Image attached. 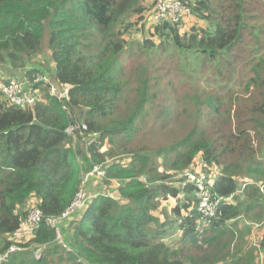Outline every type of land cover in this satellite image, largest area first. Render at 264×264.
Returning a JSON list of instances; mask_svg holds the SVG:
<instances>
[{
	"label": "trees",
	"instance_id": "trees-1",
	"mask_svg": "<svg viewBox=\"0 0 264 264\" xmlns=\"http://www.w3.org/2000/svg\"><path fill=\"white\" fill-rule=\"evenodd\" d=\"M154 1L0 0V81L41 98L21 106L0 92V256L14 244L22 249L4 264H187L168 244L172 231L204 249L245 212L264 221L260 186L246 184L243 201H234L242 179L264 183V163L248 155L249 119L237 120L234 109L248 92L251 100L264 95V0H178L193 15L179 23L154 21ZM247 38L253 46L240 54ZM45 55L51 70L37 60ZM208 73L223 84L202 100L191 78ZM40 75L70 89L69 109L88 127L77 148L66 134L68 114ZM206 109L214 125L202 122ZM252 113L261 150L264 99ZM121 156L127 165L114 160ZM96 166L104 172L96 177L101 192L88 193L85 207L60 221L63 246L46 219L69 210ZM203 170L221 200L212 218L198 211L196 187L185 176ZM35 209L43 220L33 239L15 243ZM228 233L217 254L193 264H230V256L232 264H264V237L244 249L240 234L231 252L236 236Z\"/></svg>",
	"mask_w": 264,
	"mask_h": 264
},
{
	"label": "rangeland",
	"instance_id": "rangeland-1",
	"mask_svg": "<svg viewBox=\"0 0 264 264\" xmlns=\"http://www.w3.org/2000/svg\"><path fill=\"white\" fill-rule=\"evenodd\" d=\"M194 22L195 21L193 19V23ZM246 40H247V42L245 44H242L241 46H239L240 47V49H239L240 54H243L244 51H248L251 48V46H253V45H251L249 38H247ZM46 55L48 56V53ZM46 55L38 57L37 60H40V62L42 64L44 63V65H45V67H42L41 69L45 68L47 70H51L54 67V65L52 66V62L49 61V59L47 58ZM37 67H39V66H37ZM51 72L53 74V71H51ZM40 76H42V75H40ZM191 83H192V88L197 87L199 89V91L201 92L200 93L201 95L199 96V98L202 100L207 98L205 94L210 93V94L216 95L217 93H219L218 89L223 84L219 81H216L213 78V75L211 73L205 74L201 78H197V75H194L193 78H191ZM183 90H186V89L185 88L179 89L180 92H182ZM246 96L243 95L239 104L234 108V109H239V115H236V119L237 120L244 119V118L249 119L248 125H247L248 141H249L250 145L252 147H254V150H253L254 154L248 153V155H253L256 159H258L264 163V155L261 153V151L263 150L264 147L261 150H258L259 145H260V137H259V134L257 132V127H256L257 124L253 120L256 118H252V117L258 116V114L252 113V110L257 109L261 106V103L264 99V95L262 96L261 94L257 93L256 98H254L252 100H251V96H250L249 92L247 93ZM180 100H181L180 97H178L177 98L178 103L180 102ZM245 101H247V104L249 105L251 112L245 113V111L247 109V107L243 104V103H245ZM249 107H248V110H249ZM202 108H205V107H202ZM175 111H180V108L177 107V109ZM174 120H176L175 116H174ZM201 120L205 124L211 123L212 125H214L216 118L213 115L211 110L206 109L202 112ZM182 121H184V120H180V119L178 120L177 119V121H175L174 123L180 124ZM212 125H210V128L207 129V131L205 132V135H211L212 134V131H211V129H213ZM173 134H174V132L171 134V137L173 136ZM246 136H244V139H246ZM133 148H136V147L133 146ZM128 159L129 158H127V157L121 156V157H118L114 160H116L117 162L121 161L122 164L127 165V163L130 161ZM226 161L228 164H231V162H232L228 158H226ZM205 170H208V169L205 168ZM218 171H219L218 168H217V171H216V168L214 169V173H216L215 177L217 176ZM203 172H201L200 174H203V175L208 174L207 171L203 170ZM183 174L181 176H183ZM207 178L210 179L211 176H209V177L207 176ZM97 179L98 178L91 179L83 187V189L85 190L87 195L90 192L93 195L101 192L102 182H101V179L100 180H97ZM113 183L115 184L116 182H113ZM246 184L260 186L261 190L264 193V183L263 182L256 183L253 179H242V181L240 183L241 190L239 191V193H237V196H236L238 200H236V199L234 200L237 203L243 201V199H244L243 194L246 191V189H245ZM244 185H245V187L243 189ZM112 190H113V185H108L105 187V192H111ZM169 208H170V204L167 203L163 206L162 210L163 209L169 210ZM258 209H260V208H258ZM32 211L33 210H31L30 213ZM256 211H258V210H256ZM161 213L162 212L160 211V216H163L164 213H162V214ZM245 213L241 218L230 222L228 224V228L225 229L227 231V233L224 235L218 236L219 239L216 242H213L212 246H210V247L204 244V249H200V248L193 246L191 243L186 244L185 242H183L181 235L178 232H174V231H172V235L169 236L168 244L170 245L171 248L175 249L178 252V256L181 259H183L185 261V263H187V264H193L195 260H198V259L200 260V258H203L204 256L207 257L209 254H213V253L217 254L219 252V248L222 247V243L224 241H227L228 239H230V234L228 233L229 230L235 231V236H236L235 239L233 240L232 244L229 247L231 252L236 250L238 243H239L238 236L240 234L244 236V239L240 244L244 249H248L250 246L258 247L261 239L264 237V221H262V222L258 221L252 215L248 214L247 212H245ZM28 217H29V215H28ZM165 218H166V216L164 215L162 217V221H164ZM250 222H255V224H251ZM28 227H30V226L28 225L24 230L20 231L19 233H17L16 235H14L12 237L13 240L15 241V243L28 242V241H31L33 239V236L28 231ZM155 228H157V227H155ZM206 229H207V227H204L202 229L201 233H204ZM210 235H215V234L210 233ZM13 246L19 247L16 244H14ZM225 251H229V250L226 249ZM257 253L262 254V251L260 249H258ZM35 255L38 258H41L42 251H36ZM233 259H235V257L230 256L227 259V262L232 264ZM261 264H263V263L261 262Z\"/></svg>",
	"mask_w": 264,
	"mask_h": 264
},
{
	"label": "built area",
	"instance_id": "built-area-1",
	"mask_svg": "<svg viewBox=\"0 0 264 264\" xmlns=\"http://www.w3.org/2000/svg\"><path fill=\"white\" fill-rule=\"evenodd\" d=\"M155 9L152 11V19L154 21H173L174 23H179L182 21V17L185 19L190 18L192 20V12L181 1L178 0H155ZM38 82L43 81L45 84L50 86L49 94L56 98L62 105L63 111L68 114V119L70 124L66 130V134L71 138L73 146L77 148L79 143L78 134L83 136V132L88 130L87 125L79 123L78 116L71 112L69 109V103L71 102L70 89L69 88H57L48 77L39 76L37 79ZM0 92L6 95L16 104L25 106L27 103L32 106L36 101H40V96L36 95L35 98L27 99V95L23 93L21 85L17 82H10L9 85H6L3 81H0ZM24 94V96H22ZM98 136L97 133L89 135V138H85L84 142L87 145H90L94 142V139ZM83 141V140H82ZM104 172L101 170V167H95V169L88 173L83 179V186L76 196L75 201L69 208V210L61 218H48L46 223L55 228L57 231V237L60 243L63 246H66L62 240L60 234L59 223L62 219H65L75 213L76 211L83 209L89 200L90 196L86 194L83 187L91 180L96 177H103ZM185 176L189 179L191 183L196 187L197 198L199 200L198 211L203 214L205 218L215 217L219 211V205L221 200L216 198L209 186V180L206 175H198L195 173L187 172ZM43 220V215L39 209L33 210L28 217L29 233L34 236V232L38 227L39 223ZM18 251H22L20 247L11 246L4 254L0 256V264L8 263L11 257Z\"/></svg>",
	"mask_w": 264,
	"mask_h": 264
},
{
	"label": "crops",
	"instance_id": "crops-1",
	"mask_svg": "<svg viewBox=\"0 0 264 264\" xmlns=\"http://www.w3.org/2000/svg\"><path fill=\"white\" fill-rule=\"evenodd\" d=\"M245 185L243 186V189H244ZM251 224H255L254 222H250Z\"/></svg>",
	"mask_w": 264,
	"mask_h": 264
}]
</instances>
